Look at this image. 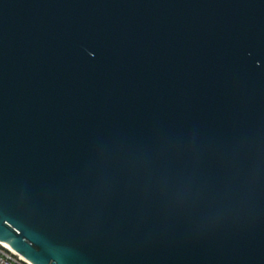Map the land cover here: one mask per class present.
<instances>
[{
    "label": "water",
    "instance_id": "95a60500",
    "mask_svg": "<svg viewBox=\"0 0 264 264\" xmlns=\"http://www.w3.org/2000/svg\"><path fill=\"white\" fill-rule=\"evenodd\" d=\"M0 243L264 264V0H0Z\"/></svg>",
    "mask_w": 264,
    "mask_h": 264
},
{
    "label": "built area",
    "instance_id": "2783aa9c",
    "mask_svg": "<svg viewBox=\"0 0 264 264\" xmlns=\"http://www.w3.org/2000/svg\"><path fill=\"white\" fill-rule=\"evenodd\" d=\"M0 264H30L14 253L7 246L0 243Z\"/></svg>",
    "mask_w": 264,
    "mask_h": 264
}]
</instances>
